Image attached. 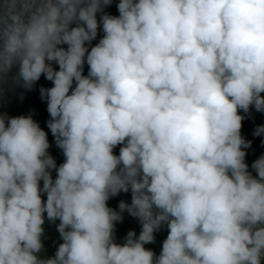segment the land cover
Instances as JSON below:
<instances>
[{
  "label": "clouds",
  "instance_id": "clouds-1",
  "mask_svg": "<svg viewBox=\"0 0 264 264\" xmlns=\"http://www.w3.org/2000/svg\"><path fill=\"white\" fill-rule=\"evenodd\" d=\"M112 2L0 0V93L51 81L65 157L31 115L0 114V264H264V155L254 176L240 114L264 112V0ZM125 211L141 231L119 244ZM45 214L63 242L42 259Z\"/></svg>",
  "mask_w": 264,
  "mask_h": 264
},
{
  "label": "rangeland",
  "instance_id": "rangeland-1",
  "mask_svg": "<svg viewBox=\"0 0 264 264\" xmlns=\"http://www.w3.org/2000/svg\"><path fill=\"white\" fill-rule=\"evenodd\" d=\"M16 71L17 69L14 68L12 75H14ZM4 86L12 89L13 91H15V93L16 92L21 93L20 96L16 95L15 98L11 100L10 103H8L9 104L8 107L15 108L14 105L17 104V111L19 113L24 112V109L21 106V104L27 101V95H25L24 88L22 87V85H14L11 81H9L8 83H5ZM252 107L255 109L254 106ZM261 113L264 112H258L259 116H261ZM241 135L242 136L244 135V131L242 128H241ZM121 146L122 145H118L116 146V148H114V154L117 155L119 154V148ZM41 187H42V181H41ZM44 199H46V195H44ZM120 201L131 203V191L129 190V192L127 193L120 192L118 195L110 198L107 203L110 208L119 211L118 205ZM122 215H123V220L116 222L115 231H114V240L116 243L119 244L124 243L125 237L129 231H134L137 236H139V233L141 231V223L137 218L129 215L127 211L123 212ZM57 222L58 220H56L55 222L49 221L45 214V223L43 225L44 235L42 237V243L44 247L43 250L40 253H38V256L42 259L53 257L55 255V252L59 244L63 242L59 232L57 231ZM167 234H168L167 227L162 226L161 229L155 233L154 242L150 244H146L145 247L151 249L157 255H159L162 249V242L166 238Z\"/></svg>",
  "mask_w": 264,
  "mask_h": 264
},
{
  "label": "trees",
  "instance_id": "trees-1",
  "mask_svg": "<svg viewBox=\"0 0 264 264\" xmlns=\"http://www.w3.org/2000/svg\"><path fill=\"white\" fill-rule=\"evenodd\" d=\"M88 67H84V74L87 75ZM40 88L38 91L27 95L28 113L32 118L40 125V127L48 134L47 138L50 144L48 149L49 154L56 161L57 166L64 162V155L60 148L56 146L55 137L52 135L51 131L47 127V121L50 116L47 112V102L41 99L40 89L52 87V82L48 81L41 76L40 78ZM15 91L8 87L3 86V92L0 93V114H5L7 117H15L16 113L8 107V103L11 100ZM244 119L242 121V129L244 131V139L251 142V147L245 149L247 155L245 157V162L248 164L249 169L252 163L256 159L257 149L261 140L262 135L256 136L254 132L258 126H261L259 122L256 111L253 107L250 108L249 112H240ZM53 179L56 177V171L51 172ZM59 224V220L57 225Z\"/></svg>",
  "mask_w": 264,
  "mask_h": 264
},
{
  "label": "crops",
  "instance_id": "crops-1",
  "mask_svg": "<svg viewBox=\"0 0 264 264\" xmlns=\"http://www.w3.org/2000/svg\"><path fill=\"white\" fill-rule=\"evenodd\" d=\"M117 3H118V0H113L112 4L109 5L108 7H106L104 9V11L108 14H111V15H114V16H118L119 13L117 11ZM98 18H99V15H98ZM103 36V32H102V27L100 30H98V35H97V38L96 40L92 41L91 44L89 45V48L91 46H94L96 43H98L99 39ZM63 47H67L66 45H63ZM53 67L56 68L58 70V65L56 64H53ZM84 67H88V65L85 63ZM4 86V85H3ZM5 87V86H4ZM20 96L21 93L20 92H16L13 94L11 100H13L15 98V96ZM10 100V101H11ZM17 100V99H16ZM9 101V103H10ZM9 105V104H8ZM21 106L23 107L24 109V112H18L17 111V104L14 105L15 108H10L11 110H13L17 116H21V115H24V116H28L29 113H28V104H27V101L24 102L23 104H21ZM256 114H257V117H258V120L259 122H261L262 125H264V113H261V116H259L258 112L256 111ZM264 155V134H262V137H261V140H260V143H259V146H258V149H257V154H256V159L257 160L260 156ZM249 171L255 176L256 173H255V170L251 167L249 169Z\"/></svg>",
  "mask_w": 264,
  "mask_h": 264
},
{
  "label": "built area",
  "instance_id": "built-area-1",
  "mask_svg": "<svg viewBox=\"0 0 264 264\" xmlns=\"http://www.w3.org/2000/svg\"><path fill=\"white\" fill-rule=\"evenodd\" d=\"M40 88V81H37L30 90L24 88L25 95L32 94L36 91H38Z\"/></svg>",
  "mask_w": 264,
  "mask_h": 264
}]
</instances>
